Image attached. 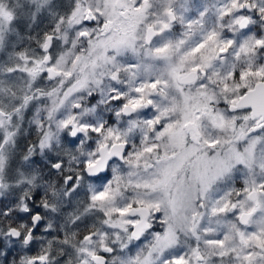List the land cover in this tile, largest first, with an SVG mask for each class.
<instances>
[{"label":"snow or ice","instance_id":"6c2138e0","mask_svg":"<svg viewBox=\"0 0 264 264\" xmlns=\"http://www.w3.org/2000/svg\"><path fill=\"white\" fill-rule=\"evenodd\" d=\"M213 7L227 29L193 42L177 0H0V174L25 113L43 129L99 90L130 117L86 162L107 179L89 185L78 264H264V0ZM6 175L21 178L14 163Z\"/></svg>","mask_w":264,"mask_h":264},{"label":"clouds","instance_id":"9594fccd","mask_svg":"<svg viewBox=\"0 0 264 264\" xmlns=\"http://www.w3.org/2000/svg\"><path fill=\"white\" fill-rule=\"evenodd\" d=\"M61 3L54 0L57 8ZM216 3L222 7L224 0H177L185 23L181 25L178 21L176 27L192 33L193 42L213 26L223 32L227 25L220 28L222 22L213 7ZM262 22L264 17L255 23L264 30ZM41 23L43 21L29 25L33 36L41 30ZM189 24L192 25L190 29ZM27 40L28 31L23 38L26 47ZM75 102L81 105L79 109L67 104V115L58 112L56 122L51 124L45 113L43 129L30 124L32 116L25 113L26 119L22 121L17 136L19 147L6 154L8 164L0 174V203L4 205L0 215V241L3 242L0 264H22L26 257L37 254L48 257L44 264H78L80 260L78 254L73 255V250L85 229L90 230L93 223L88 214L92 207L89 185L100 189L107 179L100 172L90 174L86 162L95 159L94 154L98 155L99 145L104 142L108 130L125 131L130 117L123 114L121 104L108 95L101 96L99 90L90 95L85 92ZM37 107L43 106L38 104ZM68 115L75 116L77 126H86L87 131L72 135L71 126L64 128L60 124ZM101 128V132L92 131ZM41 131L46 135H41ZM13 163L16 174L21 177L15 181L7 179L6 175L7 167ZM13 229L34 235L25 244L18 236L10 235ZM21 252L24 255L17 259Z\"/></svg>","mask_w":264,"mask_h":264},{"label":"trees","instance_id":"16d2710c","mask_svg":"<svg viewBox=\"0 0 264 264\" xmlns=\"http://www.w3.org/2000/svg\"><path fill=\"white\" fill-rule=\"evenodd\" d=\"M39 21H43V23L40 24L41 28L47 27L49 25L48 24L49 19H48L47 13H46V15L44 13L41 14ZM42 25H43V27H42Z\"/></svg>","mask_w":264,"mask_h":264},{"label":"rangeland","instance_id":"374dc122","mask_svg":"<svg viewBox=\"0 0 264 264\" xmlns=\"http://www.w3.org/2000/svg\"><path fill=\"white\" fill-rule=\"evenodd\" d=\"M58 2H64V0H58ZM44 14L46 15V13H44ZM42 27H43V25H42ZM25 33H27V29H25Z\"/></svg>","mask_w":264,"mask_h":264},{"label":"flooded vegetation","instance_id":"af4514ba","mask_svg":"<svg viewBox=\"0 0 264 264\" xmlns=\"http://www.w3.org/2000/svg\"><path fill=\"white\" fill-rule=\"evenodd\" d=\"M40 28H41V26H40ZM41 29H43V28H41Z\"/></svg>","mask_w":264,"mask_h":264}]
</instances>
